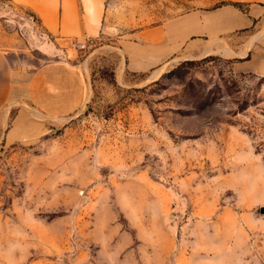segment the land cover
<instances>
[{
	"label": "rangeland",
	"instance_id": "obj_1",
	"mask_svg": "<svg viewBox=\"0 0 264 264\" xmlns=\"http://www.w3.org/2000/svg\"><path fill=\"white\" fill-rule=\"evenodd\" d=\"M230 1L100 0L101 34L66 39L0 0V45L84 88L69 114L9 109L0 264H264V9L246 2L254 26L215 52L196 39L129 66L139 33Z\"/></svg>",
	"mask_w": 264,
	"mask_h": 264
},
{
	"label": "crops",
	"instance_id": "obj_2",
	"mask_svg": "<svg viewBox=\"0 0 264 264\" xmlns=\"http://www.w3.org/2000/svg\"><path fill=\"white\" fill-rule=\"evenodd\" d=\"M232 1L248 2V6L252 3L251 6L264 9V0ZM24 3L41 17L45 29L59 38L89 39L101 34L103 29L100 0L94 9L90 8L89 0H24ZM243 9L225 4L211 10L192 11L171 19L165 27L139 33L134 58L138 63L130 61V68L144 70L163 63L191 40L201 39L202 50L207 53L221 49L222 38L227 33L254 26L257 16ZM260 53L264 69V49ZM24 55L0 45V144L8 135L10 108L26 104L30 113L28 105L40 113L60 116L75 112L84 101L83 77L77 67L63 60L34 65L22 58Z\"/></svg>",
	"mask_w": 264,
	"mask_h": 264
},
{
	"label": "trees",
	"instance_id": "obj_3",
	"mask_svg": "<svg viewBox=\"0 0 264 264\" xmlns=\"http://www.w3.org/2000/svg\"><path fill=\"white\" fill-rule=\"evenodd\" d=\"M225 4H232V5H234V6H236V7H238V8H240V9H243L244 7H243V3H241V2H235V1H230V2H224L223 3V5H225ZM244 10V9H243Z\"/></svg>",
	"mask_w": 264,
	"mask_h": 264
}]
</instances>
